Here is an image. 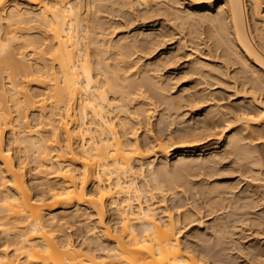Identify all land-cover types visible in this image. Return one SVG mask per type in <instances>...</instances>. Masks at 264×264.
<instances>
[{
	"label": "bare ground",
	"instance_id": "1",
	"mask_svg": "<svg viewBox=\"0 0 264 264\" xmlns=\"http://www.w3.org/2000/svg\"><path fill=\"white\" fill-rule=\"evenodd\" d=\"M17 1L23 4L0 0V239L9 242L6 248L15 247L12 254L0 251V264H264L263 239L259 240L264 236V184H258L263 177L250 169L264 162V0ZM116 18L120 20L115 23ZM139 19L150 27L138 31L134 27L132 36L127 33L115 42L107 39V29L128 24L124 29ZM32 23L42 29L40 35L31 36V28L24 27ZM177 33L184 34L174 48L152 55ZM189 43L192 50L184 51ZM180 57L187 61L175 75L177 66L169 68ZM230 67H235L232 76ZM120 69L126 71L124 76ZM131 70L135 72L127 74ZM189 75L200 79L184 83L174 99L164 95L172 100L167 104L173 111L186 101L193 123L195 119V126L177 130L178 141H198L220 124L237 127L230 130L223 151L220 140L200 151L179 147L173 163L170 157L176 148L168 139L160 134L142 145L129 122H116L111 113L128 114L135 96L148 99L143 98L146 88ZM207 79L218 80L213 82L217 85L219 81L240 85L243 94L251 96L249 107L258 110L227 112L218 99L219 104L203 112L197 105L212 103L216 96L206 88L194 89ZM33 86L44 91L34 94ZM129 87L135 90L130 92ZM150 113L137 112L147 123ZM14 146L23 150L22 157L14 155ZM230 157L233 161L225 164ZM157 160L161 167L155 165ZM30 163L34 164L30 172L41 181L35 194L29 184L32 178H27ZM234 174L237 184L228 178ZM188 188L197 200L192 211L181 212L185 205L177 202L164 206L167 194L174 192L175 198L179 189L187 203ZM152 191L160 195V202L148 203L156 198ZM108 206L116 210L115 229L106 224ZM203 209L213 219L202 235L199 228L194 232L203 239L213 237L210 242L218 251L195 233L181 242L182 228L196 220L195 210ZM82 215L95 219L86 225L93 243L100 248L103 241L112 243L114 252L97 257L91 249L77 248L69 236L53 237L68 223L62 219L75 221ZM247 228L260 235L248 245Z\"/></svg>",
	"mask_w": 264,
	"mask_h": 264
},
{
	"label": "rangeland",
	"instance_id": "2",
	"mask_svg": "<svg viewBox=\"0 0 264 264\" xmlns=\"http://www.w3.org/2000/svg\"><path fill=\"white\" fill-rule=\"evenodd\" d=\"M11 1V3L13 4L15 1L17 2V3H20V4H23V2L22 1H17V0H10ZM12 7H13V5H11L8 9H6V14L8 15L10 12H11V10H12ZM262 8H263V10H264V2H263V5H262ZM102 15V14H101ZM102 16H106V14H104V15H102ZM113 20H115V23H116V21H119L120 20V18H116V19H113ZM141 23H139V22ZM133 24V26H129V27H125L124 29L122 28V27H124L125 25H127L128 26V24H125L124 26L122 25V27L120 28H118V27H115L114 26V28L113 27H111V25L110 26H107L108 28H110V29H107L105 32L107 33V34H109V36L107 37V39H111V40H113L114 41V39H118L119 38V36L121 37V36H124L125 34H127L128 35V37H130V36H132V34H133V32H135V28H137L136 29V31H138V30H145V28H148V27H150V24L147 26V25H145V24H142V21L139 19V20H137V22L136 23H132ZM131 24V25H132ZM135 24V25H134ZM138 24V25H137ZM118 26V25H117ZM25 28H31V29H29V33L31 34V36H38V35H40V32L42 31V29H40V27H39V25L38 24H36V23H32V24H29V25H27V26H24ZM106 27V28H107ZM135 27V28H134ZM140 27V28H139ZM143 27H144V29H143ZM117 28V29H116ZM132 33V34H131ZM182 34H184V33H182ZM180 35V33H179V35L180 36H178V33L175 35V38H177V39H175V38H167V42H165V46H163L162 48H159L158 50H157V52H154L152 55L153 56H155V55H160V54H162L163 53V51L164 50H169V49H171V48H174L175 47V45L177 44L176 42H178V39H180V38H182L183 37V35ZM130 35V36H129ZM126 36V35H125ZM177 36V37H176ZM127 37V36H126ZM169 39V40H168ZM174 40V41H173ZM187 40V39H186ZM116 41V40H115ZM114 41V42H115ZM171 41V42H170ZM174 45V46H173ZM188 48H185L184 49V51H191L192 50V47H191V44L189 43V46L188 45H186ZM185 46V47H186ZM92 47H94L93 45L91 46V48ZM171 47V48H170ZM180 54H182V52H179ZM181 58V57H180ZM146 60H148V58H145ZM183 58H181V59H179V61H178V59L177 60H175V61H177L176 63H175V61H174V63H175V65H173L172 64V66H170V68L169 69H174V67L175 66H177V67H175L176 69H178L176 72H175V75L176 74H179L180 73V70H179V68L181 69L184 65L183 64H185L186 63V61H187V59L185 58V60L183 59ZM206 59V58H205ZM180 60H182V61H180ZM206 60H210V59H206ZM217 62H220V61H217ZM32 64H35V61H32L31 62ZM180 63V64H179ZM174 66V67H173ZM168 68H167V70H165L163 73H165V75L167 74V72H168V70H169ZM234 69H235V67H230V74L234 71ZM179 71V72H178ZM133 72H135L134 70H131V71H129L127 74H131V73H133ZM171 72H174V71H171ZM119 73L122 75V76H124L125 74H126V71L125 70H122V69H120L119 70ZM232 75H234V72L231 74V76ZM168 76V74L166 75V77ZM190 76V75H189ZM189 76L187 77V79H186V77H185V79L187 80V81H185V79L184 78H182V81H174L173 80V82L175 83V82H177V83H173L171 80V83L169 82V79H168V81H166L167 80V78H166V82L164 81V83L160 86H152L151 88H146L145 89V95H143V98L145 97H148V99L146 98V101H145V99H142V98H138L137 96H135L134 98H137V100L136 101H132V103H130V105H129V111H128V114H126V113H119V111H114V112H112L111 113V116L114 118V121H116V122H119L120 120H122V121H126V122H129V124H130V126L131 127H133L134 129H135V131H136V138L138 139V141L140 142V144H142V145H147V143L149 144V142L151 143L152 141H153V139L152 138H159V137H161V135H162V137H163V139L165 138V141L167 140V142H169V143H171V144H173L174 145V142H175V145H174V147H173V145H171V144H169L170 146H171V148H176L175 149V151H173L172 152V154H171V157H170V161L172 162V160H173V163H175V156L177 155V152L180 150L179 149V147H195V149H196V151H200L201 150V148H204V147H206L207 145L208 146H210V145H212V144H217V143H219V141L218 140H220V142H221V145H220V148H223V149H221L222 151L225 149V147H224V145H225V143H226V139L228 138V136L229 135H231V133H233L232 131H230V130H232L233 128H235V127H237V125L236 124H233V126H232V124L228 127V128H225L228 124H225V125H222V124H220L218 127H221V125H222V127L221 128H216V130L214 131H211L212 133H210V134H207V135H205V134H203V137L202 138H200L198 141L197 140H195V141H186V142H179L178 141V136L180 135V133H179V135H178V133H177V130H178V132L180 131H185L184 129H186V128H189V127H193V126H195V119H194V123L192 122L193 121V115H192V113H191V111H190V106L188 105L187 107L185 106L186 105V101H184L185 103L183 104L184 106H182V108L181 109H179V110H177V111H173V109H170V107L171 106H169V104L171 103V102H169V101H172V100H168L167 101V97L169 98V95H170V98L171 99H174L173 98V95H174V97H176L177 96V94H178V92L181 90V86H183L184 85V83H188V82H191V81H193L194 83H195V81H196V83H197V81L200 79V78H198V76H193L192 78H191V76H190V78H189ZM184 79V80H183ZM190 79H191V81H190ZM176 80H178V79H176ZM208 80V79H207ZM216 82L218 81V80H215ZM214 80H208V81H206V83L204 82V84H200V86H197L198 88H195L194 90L195 91H197V90H202V89H207V93H210L211 95L213 94V95H215V96H212V97H210L211 99L213 98V97H215V99L213 100V101H211L212 103H210V102H208V103H200L199 105H197L198 106V108H201V109H203V112H205V110L204 109H206L207 107H208V109L210 108V106L213 104V103H215V104H219L220 102L221 103H223V105L222 106H225L226 107V109H225V111H227V112H230L229 110H231V112L233 111V110H238V112H239V110H240V112L244 109V107H246V108H248V111H251L252 110V112L253 111H255V112H253V113H256V110H258V109H256L255 110V108H251V107H249V99H250V95H248V93H246L245 92V95L243 94V92L242 91H244V90H242V88L240 89V87L238 86V85H235V84H228V83H226L225 84V82H222V83H224V85L223 84H221V82L219 81V83H218V85H217V83L215 84V83H213V82H215ZM221 81H223V79L221 80ZM231 81V80H230ZM4 82L6 83V87H7V89H10V84H9V78H8V74L7 73H4ZM209 82H212V83H210L211 85H217V86H214V87H211V85H209ZM233 82V80L231 81V83ZM193 83V85H195ZM205 84L207 85L206 87H205ZM174 85V86H173ZM192 85V86H193ZM201 85H203V86H201ZM220 85V86H219ZM222 85V86H221ZM227 85V86H226ZM231 85V86H230ZM173 86V87H172ZM171 87H172V89H171ZM232 87H234V88H232ZM236 87H238V88H236ZM162 88V89H161ZM174 88V89H173ZM210 88V89H209ZM197 89V90H196ZM236 89H237V92H236ZM30 90H31V92L32 93H41V92H43L44 91V88L43 87H38V86H33V87H31L30 88ZM129 90H130V92H133L135 89H132V88H130L129 87ZM194 90H191V91H194ZM242 90V91H241ZM214 92V93H213ZM238 92H241V93H238ZM165 93H168L167 95L165 94ZM206 93V92H205ZM236 93H238V94H236ZM111 94V93H110ZM109 94V95H110ZM164 95H165V97L166 98H164ZM176 95V96H175ZM179 95V94H178ZM248 95V96H247ZM113 97L114 95L112 94V95H110V97ZM118 97L120 96L119 94L117 95ZM172 96V97H171ZM250 96V97H249ZM217 98V99H216ZM220 98L222 99L221 101H220ZM218 99H219V103H218ZM243 99H245V100H243ZM217 100V101H216ZM146 102V104L147 105H144L143 104V102ZM246 101V102H245ZM169 102V104H167ZM10 103V106H11V108H12V110H15V108H14V105H13V103L12 102H9ZM221 103L219 104V105H221ZM225 104V105H224ZM228 104V105H227ZM171 105V104H170ZM214 105V104H213ZM228 107V108H227ZM172 108V107H171ZM230 108V109H229ZM238 108V109H237ZM240 108H242V109H240ZM244 109L243 111H245V110H247V109ZM251 110H250V109ZM140 109H145V110H151V113L149 114V123H147V121H146V119H145V117H143V116H140V115H138L137 114V112H138V110H140ZM208 109H206V110H208ZM176 110V109H175ZM236 112V111H235ZM30 121H31V123H32V125H34V124H36V121H35V114H31L30 115ZM190 122H192L191 123V125H190ZM192 124H193V126H192ZM189 125V126H188ZM235 125V126H234ZM186 127V128H185ZM183 128V129H182ZM226 129V130H225ZM222 130H223V132H222ZM162 131V132H161ZM182 131V132H183ZM215 132V133H214ZM221 132V133H220ZM177 133V134H176ZM161 134V135H160ZM213 134H215V136L213 135ZM218 134V135H217ZM225 135V136H224ZM159 136V137H158ZM177 138H176V137ZM206 138H205V137ZM168 137V138H167ZM170 137V138H169ZM179 137H181V135L179 136ZM173 138V139H172ZM170 139V140H169ZM175 139V140H174ZM6 140H7V143L9 144V142H8V140H9V134H7V136H6ZM217 140V141H216ZM174 141V142H173ZM224 141V142H223ZM173 142V143H172ZM176 142H178V143H180V144H178V143H176ZM223 142V143H222ZM181 145H183V146H181ZM187 145V146H186ZM199 147V148H198ZM213 146H210V148H212ZM15 148V149H14ZM198 148V149H197ZM13 149H14V155H17V157L19 158V156L20 157H22V155L24 154L22 151L23 150H21V148H18V147H13ZM17 149H19V151L17 150ZM179 149V150H178ZM200 149V150H199ZM262 150V149H261ZM177 151V152H176ZM263 151H264V149H263ZM262 151V152H263ZM261 152V153H262ZM175 155V156H174ZM262 155H264V153H262ZM174 156V157H173ZM261 157V156H260ZM259 157V158H260ZM231 158V157H230ZM228 158L227 160H226V162H224L225 164H228L230 161H233V159L231 158ZM262 158H264L263 156H262ZM172 159V160H171ZM159 160H161V159H159ZM260 160H261V158H260ZM262 162L264 161L263 159L261 160ZM160 162H162V161H155V165L157 164V168H158V166H160L161 167V163ZM170 162V163H171ZM172 163V164H173ZM263 164H264V162H263ZM263 164H261L260 166H262V167H260V166H258L257 168L259 169V171H258V169L256 168V167H251L250 169H253L252 171L256 174L257 172L263 177H261L262 179L261 180H259L260 182H262V183H260L259 181V183L258 184H260V185H263L264 184V166H263ZM34 166V164L33 163H30L29 165H28V169L26 170L27 171V178H28V180H29V178L31 177L32 178V180L31 181H29V184L30 185H32L33 186V193L35 194V193H37V191L39 190V188L36 186L38 183H40L41 181L36 177L35 178V176H34V173H33V171L32 172H30V168H32ZM256 168V169H255ZM260 168H262V170L260 169ZM257 171V172H255V171ZM250 171V170H249ZM251 172V171H250ZM261 172V173H260ZM252 173V172H251ZM254 173H252V175L254 174ZM258 173L255 175L254 174V176H258ZM29 175H31V176H29ZM144 175H146V177H147V179L150 181L151 180V177H150V174H149V171H148V169H146V171H145V174ZM235 175V174H234ZM231 175L230 177H228L229 179H230V182L231 183H235V182H238V175ZM248 175H250V176H248L250 179H251V174H249L248 173ZM259 178V177H258ZM198 179H200V178H198ZM197 179V180H198ZM201 179H202V177H201ZM200 179V180H201ZM249 180V179H248ZM246 183H248V181L246 180L245 181ZM242 183V185H240L242 188H244L245 186H246V183ZM51 183H53V181L51 182ZM257 183H254L255 185L257 184ZM139 184L141 185V186H143L144 184H145V182H144V180L140 177L139 178ZM151 184H153V183H151ZM235 184H237V183H235ZM189 187V186H188ZM240 187V188H241ZM177 190V189H176ZM175 190V191H176ZM190 190H192V188H188L187 189V193L188 192H190V193H188L187 194V196L189 197V201L186 203L185 202V200H186V198L184 197V196H182V194H180V192L179 191H181L180 189L178 190V191H176L177 193V195H175V198H174V192H170V193H168L167 194V196L169 197V200L167 201V202H165L164 203V206H170L171 207V205L173 204V202H177V205H180V206H182V204L183 205H185V206H183L182 208H180L179 210L182 212V211H184V210H188V209H194L196 206H197V200H196V198H195V195H191V191ZM192 191H194V190H192ZM179 192V193H178ZM152 193H154V194H156V198L152 201V202H148L149 204L150 203H157V202H160V200H161V197H160V195L156 192V191H152ZM193 193V192H192ZM180 194V195H179ZM171 195V196H170ZM182 197H184L185 198V200L182 198ZM172 198H174V199H172ZM175 200V201H174ZM179 202H178V201ZM146 201V199H143V202H145ZM135 202H137V201H135ZM134 202V203H135ZM191 204H190V203ZM147 202H146V204H148ZM185 203V204H184ZM189 203V204H188ZM145 204V203H144ZM190 205V206H189ZM191 205L192 206H194V208L193 207H191ZM84 208V207H83ZM263 208H264V206H263ZM75 209L76 208H71L69 211H75ZM163 209V208H162ZM161 209V210H162ZM165 209V208H164ZM83 210V209H82ZM161 210H158L157 212L158 213H161L162 211ZM191 210V211H192ZM59 211V210H58ZM58 211H55L54 213L56 214ZM115 212H113V210H111V207L110 206H108V208H107V214H106V224L108 225V226H110V227H112V228H116L117 227V225H116V223L118 222H116V219L117 218H114V217H116L117 215H116V210H114ZM195 212V215H196V217H195V221L193 222V223H191V224H189L188 226H186V227H183V226H180L181 228H182V230H181V233H180V239H181V242H183L184 241V239H185V236L189 233V234H196V232H194V231H196L198 228H199V230H197L198 232L197 233H199V231H201L200 232V235H202L201 233L203 232L204 233V230L203 229H205L206 227H207V225L206 224H209L210 223V221L213 219V215L212 216H207L206 214H207V212L203 209V211L201 210L200 212H198V211H194ZM59 213V212H58ZM113 213H114V217H113ZM173 214H175V219H177V210H173ZM116 215V216H115ZM162 215V214H161ZM203 217L202 218V220H199V218L201 219V217ZM207 216V217H206ZM198 218V219H197ZM95 219L94 218H92V219H90V220H86V217L85 216H81L79 219H77V220H75V221H69L68 219H62V223H67L66 225H65V227L64 228H57V232L55 233L56 234V236H54L53 235V237H57V240H61V239H67L68 238V236H69V238H70V240L74 243V245L75 246H77V248L78 247H80V249L82 248H84V249H88L87 251H89V249H91L89 252L91 253V251H92V255H96L97 257L99 256V257H102V258H105L108 254L107 253H109L110 254V252H112L111 251V249H112V247H114V245L112 244V243H109V242H106V241H103L104 243L102 244V247L100 248V246H97L98 244H94L93 243V237H94V235H92V234H88L87 232V227H86V225L87 224H92V221H94ZM204 221V222H203ZM201 222H203V224H200ZM94 223V222H93ZM118 224V223H117ZM201 225V226H200ZM210 225V224H209ZM208 225V226H209ZM116 226V227H115ZM178 226L179 225H177L176 226V228H178ZM205 227V228H204ZM244 227V226H243ZM200 228L202 229V230H200ZM248 230V232L247 233H245L244 235L245 236H247L246 237V239L244 240V243L245 244H249V242H250V240L252 239V240H255V239H259L260 238V235H258L259 237H257V235L256 236H254L255 235V233H254V228L253 229H251V230H249L248 228L246 229V231ZM253 231V232H252ZM206 232V231H205ZM250 232V233H249ZM53 233H54V231H53ZM207 233V232H206ZM205 233V234H206ZM252 233H253V235H252ZM251 234V235H250ZM196 235H198V234H196ZM200 235H198L199 237H200ZM204 235V234H203ZM242 235H243V233H242ZM243 235V236H244ZM249 235H250V237H249ZM67 236V237H66ZM65 237V238H64ZM252 237V238H251ZM254 237V238H253ZM256 237V238H255ZM262 237V236H261ZM211 238V237H210ZM209 237H207V236H205L204 235V239H203V237L201 236L200 237V239H202V241L204 240V241H206L205 243H208L207 241H209V243L212 245H215L216 246V243L214 244V243H211L210 241L213 239V237H212V239H210ZM263 239V240H262ZM249 240V241H248ZM259 240H262V245H264V236L262 237V238H260ZM6 242V243H5ZM213 242H215V240L213 241ZM5 244H9V242L7 243V240L5 239V238H1L0 239V251L1 250H7L8 252H11V254H12V252L14 251L13 249L15 248V247H12V246H7V247H10V248H6V245ZM218 244V243H217ZM247 244V245H248ZM214 246V248H215V250L216 251H218V249H219V247H215ZM102 248H104V250L102 249ZM83 249V250H84ZM84 252V251H83ZM89 252H87V253H89ZM114 252V251H113ZM232 252V251H231ZM230 252V250H229V253H231ZM84 253H86V252H84ZM228 253V252H227ZM232 253H234V252H232ZM244 259V258H243ZM246 260V259H245Z\"/></svg>",
	"mask_w": 264,
	"mask_h": 264
}]
</instances>
